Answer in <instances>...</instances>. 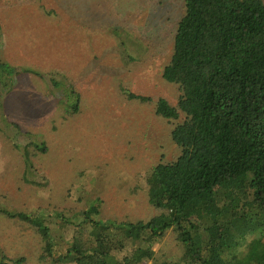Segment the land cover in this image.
Here are the masks:
<instances>
[{
	"label": "rangeland",
	"instance_id": "1",
	"mask_svg": "<svg viewBox=\"0 0 264 264\" xmlns=\"http://www.w3.org/2000/svg\"><path fill=\"white\" fill-rule=\"evenodd\" d=\"M182 5L183 0H0V61L32 72L19 74L13 89L0 93L5 207L47 216L62 239L92 203L97 219L138 221L157 213L144 177L179 154L170 135L176 121L156 116L154 101L161 97L175 105L180 94L161 74ZM112 33H121L123 47ZM53 72L78 92L77 113L67 114L33 74ZM123 89L151 101L128 100ZM32 142L44 144L45 152ZM23 153L31 156L29 173ZM174 235L169 230L154 245L155 262H190ZM0 248L7 257L25 258L24 264H51L25 221L0 215Z\"/></svg>",
	"mask_w": 264,
	"mask_h": 264
},
{
	"label": "trees",
	"instance_id": "2",
	"mask_svg": "<svg viewBox=\"0 0 264 264\" xmlns=\"http://www.w3.org/2000/svg\"><path fill=\"white\" fill-rule=\"evenodd\" d=\"M112 35L123 47L121 33ZM27 71L0 61V93H9ZM56 73L33 74L67 114H75L79 94ZM161 76L180 94L175 105L157 98L154 113L176 121L170 135L179 154L145 174L156 214L138 221L97 219L92 203L62 239L47 216L0 202V215L35 229L49 263L162 264L153 247L172 230L187 247L188 264H264V0H183ZM122 92L128 100L151 101ZM22 157L29 173L31 156ZM24 262L0 248V264Z\"/></svg>",
	"mask_w": 264,
	"mask_h": 264
}]
</instances>
